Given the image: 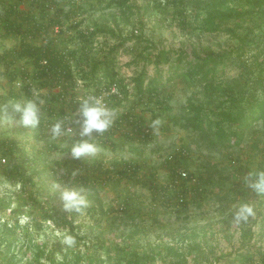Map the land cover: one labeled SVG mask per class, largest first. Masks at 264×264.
<instances>
[{
    "label": "rangeland",
    "instance_id": "1",
    "mask_svg": "<svg viewBox=\"0 0 264 264\" xmlns=\"http://www.w3.org/2000/svg\"><path fill=\"white\" fill-rule=\"evenodd\" d=\"M182 1L185 4L186 26H181L173 12L175 5L169 1L129 0L127 3L133 14L126 22L120 21L119 26L121 36L131 38L118 48L115 66L128 86L129 95L120 94L117 97L119 99L110 98L107 105L117 109L118 115L131 111L139 116L143 127L149 129L148 135L145 140L138 137L125 138L120 130H112V133L107 134V142H101L95 137V142L102 148L101 153L96 157L81 158L86 162H102L107 167L119 166L124 161L137 164L140 168L136 176L103 182L95 190L105 210L119 208L126 202L139 216L126 219L125 225L128 226L124 228L118 218L113 219L111 214H104L97 224L87 210L83 215L63 211L59 194L51 191L52 183L60 181L49 169L55 166L56 161L63 163L72 158L70 147L75 143L77 129H73L76 133L74 136L68 134L52 140L49 129L54 119L49 118L44 110L41 128L31 129L0 122V137L12 138L18 149L35 161L34 165L25 166L24 169L28 174L36 171L33 174L35 183L27 184V188L40 202V205L33 206L25 204L24 197L17 193L19 183L6 179L3 171L7 166L0 165V227L4 220L10 224H13L15 217L19 220L15 233L8 237L9 248L6 242L0 243V264H48L43 256L36 261V248L25 244L49 242L56 238L60 242V247L55 252L56 260L62 261L63 255L67 254L66 264H73L74 254L68 252L71 249L78 252L84 261L90 257L95 259L94 264H123L125 257L130 256L132 251L147 255L141 264H170L177 260L181 264H241L240 258L245 260V264H264V197L247 188L242 180L249 170L256 169L260 164L264 167V123L261 120L255 122L238 147L210 146L203 140L199 130L185 120L190 115L187 111L188 99H205L200 84H188L178 76L165 80L159 95L160 99L165 100L162 106L131 94L130 78L142 66L148 75L154 71L153 63L139 58L141 50L144 53H153L155 48L181 50L188 53V59H192V51L201 53L204 46H210L214 51L231 48L236 46L238 39L224 30L228 25L239 33L241 29L249 27L253 37L249 42L250 53L256 49L260 52L259 58H264V18L261 15L246 13L238 24L233 20L217 31H202L199 27L201 12L196 10L195 4L201 0ZM57 3L67 13L62 17L61 36L69 48L77 49L78 55L83 41L71 25L80 23L79 29L83 30L93 27L94 23L112 27L111 16L124 9L110 4L111 0H57ZM27 5L28 1L25 0L20 6ZM233 5L241 11L246 10L243 4ZM58 28L54 26L50 35L56 37ZM139 36L140 38H136ZM38 41L39 39L36 42ZM116 42V37L102 30L97 31L91 42L89 56L99 58L107 47ZM147 43H152L154 48L150 46L143 50L142 47ZM13 46H18V37L0 35V53ZM18 63L31 72L30 63L24 60ZM78 65V60L73 61L76 77H79ZM84 65H87V61ZM3 69L4 66L0 64V105L10 100L28 99L17 84L13 85L7 80L2 74ZM240 69L238 60L231 59L223 66V70L218 71L215 79L218 82L229 81L239 75ZM168 71V65H163L164 77ZM77 79V94L82 96L91 93L92 89H88L84 82ZM36 89H33L29 98H33V94L38 92L46 104V90ZM157 118L161 119L162 124L158 131L153 132L149 124ZM182 147L188 150L186 159L190 171L199 172L214 165L220 174L212 183L205 185L206 192L199 205L191 200L190 190L186 196L187 206L176 208L173 196L168 199V204L163 203V198L159 195L153 197L151 189L145 186V181L148 183L153 173L152 178L156 183L167 184L170 174L165 160L169 154ZM232 159L235 162H231ZM239 166L242 167L241 171L238 176H234ZM233 183L239 186H233ZM241 202H252L256 215L249 218L247 223L237 225L233 223L232 213ZM47 215H53L54 222ZM63 217L73 218V229L63 228ZM33 223L41 224L36 229ZM130 225L131 228L135 226L138 231H132ZM247 228L251 229L252 235L243 238L241 232ZM65 232L76 238V244L71 248L62 243ZM1 240L0 234V242ZM169 247L173 248L175 254Z\"/></svg>",
    "mask_w": 264,
    "mask_h": 264
},
{
    "label": "trees",
    "instance_id": "2",
    "mask_svg": "<svg viewBox=\"0 0 264 264\" xmlns=\"http://www.w3.org/2000/svg\"><path fill=\"white\" fill-rule=\"evenodd\" d=\"M25 0H0V35L18 37V46L0 53V64L4 66L3 75L7 80L15 85L26 95L31 96L34 88H44L46 95L44 96L46 104L41 106L49 118L57 119L66 118L65 127L77 129L79 133V125L73 123L76 118L77 109L81 98L87 96H79L77 94V85L79 78L84 82L88 89H92L91 93L96 94L102 90H108L111 84H116L121 95H129V89L115 66L116 52L126 40L131 37H122L120 21L126 22L133 14L129 0H111L112 5L123 7L117 14H113L110 18L112 27L109 25H99L94 23L93 27L86 30L79 29L80 23L71 25L75 29L76 35L83 41V46L78 55L77 49L69 48L65 39L61 36L62 17L67 15L64 10L58 6L57 0H26L27 7L20 5ZM171 2L175 6L174 14L177 15L181 26H186L187 20L185 15V4L182 0H165ZM196 10L200 11V30L217 31L222 25L231 21L239 23V19L246 13L261 15L264 18V0H201L196 1ZM233 4H240L246 7L245 11H241ZM141 20V19H140ZM54 26H58L57 35H50ZM102 30L105 33L117 38V42L107 47L106 51L99 58H91V42L97 31ZM225 31L234 35L238 42L236 46L231 48L220 49L214 51L210 46L201 48L203 52L192 51V59H188V53L181 50L156 49L155 52L140 51L139 58L153 63L154 71L148 75L146 69L142 68L130 78L132 82L133 95L145 98L147 101H153L157 106H162L165 102L160 99L161 88L165 80H170L173 76L182 77L188 84L201 85L204 100L188 99L187 111L190 114L186 117V121L199 130L201 137L210 146L235 148L242 144L246 134L253 128V124L258 120L264 123V58H259L260 52L254 49L250 53L251 29L249 27L241 29V33L228 25ZM136 38H140L136 37ZM39 39L38 42H36ZM251 39V40H250ZM36 40V41H35ZM148 42V40H147ZM152 47V43L145 44L142 49L146 50ZM154 48V46L152 47ZM249 53V54H248ZM175 57H172V56ZM246 55L251 56V60ZM238 60V66L241 68L239 75L229 81L218 82L215 78L219 70H223L231 59ZM20 60L30 63L31 72L24 66L19 64ZM78 60L77 71L79 77H76L73 69V61ZM138 60V59H136ZM135 60V61H136ZM87 61V65L84 62ZM167 64L169 71L164 77L163 65ZM84 65V66H83ZM256 68V71L254 69ZM35 84V85H34ZM36 89V90H37ZM119 97L117 94H107L106 101L110 98ZM43 126V118L39 127ZM114 130L122 132L125 138L138 137L142 140L147 138L148 128L143 127L142 120L139 116L131 111L120 113L111 127L103 135L93 133L101 142H107V134ZM82 139L79 134L74 141ZM73 140V138H72ZM188 150L185 147L178 149L176 152L169 154L165 163H167L170 179L167 184L162 185L155 182L152 178L145 186L151 189L153 197L159 195L163 198V203L168 204V199L172 196L175 199L176 208H184L187 206L186 196L191 190V200L199 205L200 200L206 192L205 185L212 183L220 172L214 165L203 168L199 172H192L188 169L186 155ZM0 165H6L3 171L4 177L12 182L19 183L18 194L24 197L25 204L40 205V202L27 188V184L35 183L33 181L34 173H26L25 166L30 167L35 164L33 159H29L22 151L18 149L17 143L8 137H0ZM11 160V161H10ZM231 162H235L232 159ZM139 166L130 161L119 163V166H104L102 162H86L82 159L64 161L63 163H55L54 167H50L52 175L60 181L65 187H84L88 190V199L92 201L91 206L87 209L97 224L100 223L104 214L113 215V219L120 221V225L124 228L126 219H134L139 213L132 211L125 204L119 208L104 209L102 201L98 196L95 187L103 182L120 179L123 177L130 178L136 176ZM242 167H237L234 176H238ZM257 168L264 169L262 164ZM186 172V176L182 177L179 170ZM73 170H79V174L73 179L71 173ZM36 174V173H35ZM38 175V173H37ZM235 178V177H234ZM233 186H239L233 183ZM29 199V200H28ZM47 199V198H46ZM52 218L53 215H47ZM63 228L73 229V218L67 219L63 217ZM32 223V222H31ZM37 229L41 223H33ZM19 226L18 217H15L13 224L3 221L0 227L1 242L10 245L9 235L15 233V229ZM131 228V225H130ZM132 231H138L133 226ZM252 235L250 228L243 229L241 236L243 238ZM23 243H25L23 241ZM19 245V248L23 245ZM29 247H35V260L44 257L48 264H66L68 262L67 254L63 255L62 261H57L55 252L60 247L59 239L53 241H39L25 244ZM173 251L172 247H169ZM74 254L73 264H94L95 259L88 258L85 261L78 252L72 249L68 251ZM174 253V251H173ZM132 251V254L125 257L123 264H141L147 255ZM172 254V253H171ZM175 254V253H174ZM12 257L14 255L12 254ZM64 260V261H63ZM244 259L240 258L239 262L244 263ZM170 264H181L180 261H172Z\"/></svg>",
    "mask_w": 264,
    "mask_h": 264
},
{
    "label": "clouds",
    "instance_id": "3",
    "mask_svg": "<svg viewBox=\"0 0 264 264\" xmlns=\"http://www.w3.org/2000/svg\"><path fill=\"white\" fill-rule=\"evenodd\" d=\"M45 103L39 93H34L33 98L23 100H10L0 105V122H7L23 127L36 129L39 127L42 117L41 106ZM19 116V119H17ZM118 117V111L110 108L104 101L103 96L89 94L81 98L77 109L76 118L73 123L79 125V136L82 138L70 147V155L73 159L79 160L84 157H96L101 153L102 148L95 142V136L103 135L114 125ZM66 118L57 119L52 123L49 133L52 140H57L64 135H76L71 127H65ZM162 124L161 119L151 121L149 127L156 132ZM79 170L71 173L74 179ZM244 185L253 190L257 195L264 197V169H251L242 177ZM51 191L59 194L63 211L67 213L85 214L91 206L88 199V190L84 187H65L59 182H53ZM256 215L255 206L252 202L239 203L232 213L233 223L239 225L247 223L249 218ZM62 243L71 248L76 244V238L69 232H65Z\"/></svg>",
    "mask_w": 264,
    "mask_h": 264
},
{
    "label": "built area",
    "instance_id": "4",
    "mask_svg": "<svg viewBox=\"0 0 264 264\" xmlns=\"http://www.w3.org/2000/svg\"><path fill=\"white\" fill-rule=\"evenodd\" d=\"M17 84H19V83H17ZM109 93L117 94L118 96H120V93L118 91V88H117L116 84H114V83L110 85V87H109L108 90H102L101 92L96 93L95 95H97V96H103L104 101L107 104L106 97H107V94H109ZM87 95H89V94H87ZM1 160L4 161L3 158ZM178 172H179V174L182 177H185L186 176V172L184 170L180 169Z\"/></svg>",
    "mask_w": 264,
    "mask_h": 264
}]
</instances>
